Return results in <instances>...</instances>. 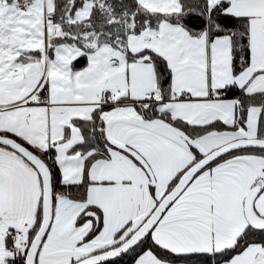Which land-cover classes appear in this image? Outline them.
<instances>
[{"label":"snow or ice","instance_id":"6c2138e0","mask_svg":"<svg viewBox=\"0 0 264 264\" xmlns=\"http://www.w3.org/2000/svg\"><path fill=\"white\" fill-rule=\"evenodd\" d=\"M0 264H264V0H0Z\"/></svg>","mask_w":264,"mask_h":264}]
</instances>
